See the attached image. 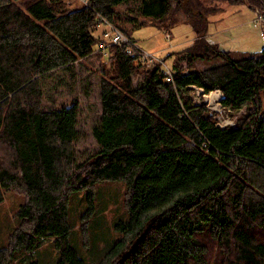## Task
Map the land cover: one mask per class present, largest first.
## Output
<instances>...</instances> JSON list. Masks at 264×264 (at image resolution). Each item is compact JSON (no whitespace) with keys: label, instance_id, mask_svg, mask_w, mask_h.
<instances>
[{"label":"trees","instance_id":"obj_1","mask_svg":"<svg viewBox=\"0 0 264 264\" xmlns=\"http://www.w3.org/2000/svg\"><path fill=\"white\" fill-rule=\"evenodd\" d=\"M125 1L0 0V202L8 191L21 199L0 264L33 252L40 238L52 240L58 264H83L69 242L70 197L85 192L87 238L97 191L113 181L124 184L127 218L97 264H264V47L233 54L204 38L221 4L263 11L264 0H140L142 16L188 23L196 36L163 57L173 56L171 81L125 44L96 50L105 41L95 34L100 17L134 40L115 8ZM94 52L98 149L76 162L77 106L44 110L43 84ZM194 88L219 89L222 105L244 109L235 125H216L214 112L192 101Z\"/></svg>","mask_w":264,"mask_h":264},{"label":"rangeland","instance_id":"obj_2","mask_svg":"<svg viewBox=\"0 0 264 264\" xmlns=\"http://www.w3.org/2000/svg\"><path fill=\"white\" fill-rule=\"evenodd\" d=\"M66 2L75 7L71 0H66ZM81 4L79 2L78 5L81 6ZM139 5L140 0H128L115 7L120 16L124 18V27L132 29L131 36L139 48L162 58L169 51L180 49L190 42L193 31L188 23H178L174 26H167L166 23L156 24V21L150 17L141 15ZM234 5L236 9H245L239 3ZM218 16L222 18L221 22L223 23L232 20L231 16L221 12ZM211 19L213 17L210 18V21ZM212 26L210 22L209 29ZM106 28V26L100 25L95 34L103 32ZM166 61L171 64V59L166 58ZM214 63L215 61H203L199 64L208 67ZM99 76L98 60L96 52H94L66 69L56 70L54 75L48 76L43 84L42 108L44 110L77 106L74 142L76 162L84 160L98 149L92 129L98 125L101 115ZM133 81L134 84L140 83L141 76H134ZM207 93L194 88L190 96L192 101L205 103L214 112L216 124L219 122L217 118L219 110L215 103L209 102V97L204 96ZM210 97L212 98V96ZM243 111L244 109L238 113L225 112L224 115L228 116L235 125L237 115ZM229 126L232 125L227 127ZM123 190L124 184L117 181L100 186L96 197V211L88 225L87 238H84L79 230L80 216L85 209V192L76 191L70 197L69 220L72 228L69 232V242L83 259V264H97L117 239L118 232L114 229V224L119 220L125 221L127 218V213L122 207ZM20 202V197L11 191H8L4 200L0 202V246L5 244L9 232L15 225L16 219L12 212ZM51 241L49 238H40L33 252L22 254L13 264H58L59 253Z\"/></svg>","mask_w":264,"mask_h":264},{"label":"crops","instance_id":"obj_3","mask_svg":"<svg viewBox=\"0 0 264 264\" xmlns=\"http://www.w3.org/2000/svg\"><path fill=\"white\" fill-rule=\"evenodd\" d=\"M71 2L74 3L76 8L85 5L80 3L81 6H79V1L77 2V0H71ZM239 4L244 6L245 9H236L234 4H221L222 8L209 16L208 29L204 34V38L208 43L214 45L220 51H229L233 54L258 52L264 47V30L260 27L253 26L254 8L245 2ZM220 12L227 16H231L232 20L228 23L221 22L222 18L218 16ZM211 17H213V19L210 21ZM210 22L213 26L209 29ZM102 25L104 24L102 23ZM195 38L196 36L193 32L190 41ZM172 58L173 56L169 57L171 60ZM162 59L168 64L166 59L163 57ZM203 61L205 60L198 61L196 67L199 69L208 68L221 63L219 59L208 60L215 61V63L212 66L205 67L207 65L202 66L199 64ZM168 65L171 67V64Z\"/></svg>","mask_w":264,"mask_h":264},{"label":"built area","instance_id":"obj_4","mask_svg":"<svg viewBox=\"0 0 264 264\" xmlns=\"http://www.w3.org/2000/svg\"><path fill=\"white\" fill-rule=\"evenodd\" d=\"M82 4H87V0H77ZM253 7V6H252ZM254 8V18H253V26L260 27L264 30V10H259L256 7ZM101 22L107 27L103 32V38L105 41L99 42L96 50L104 51V55H106V47L108 44H125L127 45V50H135L138 53L139 60L148 66H158L159 71L165 77L166 80H172L173 71L171 67L160 57L155 56L153 53L142 50L137 46V44L128 36L124 35L121 31L112 26L106 19L103 17L99 18ZM199 89V88H198ZM201 92L203 91L201 88L199 89ZM205 97H209V102L215 103L217 109L219 110V114L217 115L218 121L216 125L220 127H227L228 125H234L233 121L229 119L228 116H225V112H230L231 109L222 105L221 99L223 97L220 90L215 89L209 91L207 94H204ZM212 96V98L210 97Z\"/></svg>","mask_w":264,"mask_h":264}]
</instances>
